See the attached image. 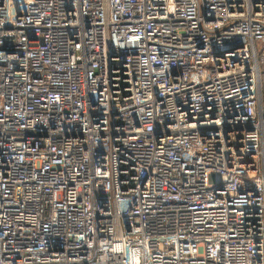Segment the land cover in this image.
<instances>
[{
  "label": "built area",
  "instance_id": "obj_1",
  "mask_svg": "<svg viewBox=\"0 0 264 264\" xmlns=\"http://www.w3.org/2000/svg\"><path fill=\"white\" fill-rule=\"evenodd\" d=\"M0 264H264V0H0Z\"/></svg>",
  "mask_w": 264,
  "mask_h": 264
}]
</instances>
